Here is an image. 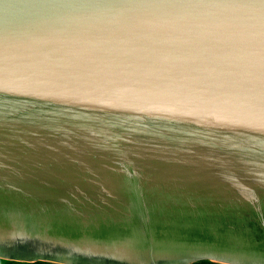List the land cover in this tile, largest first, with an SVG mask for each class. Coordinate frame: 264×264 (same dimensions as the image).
I'll return each mask as SVG.
<instances>
[{
    "label": "water",
    "instance_id": "95a60500",
    "mask_svg": "<svg viewBox=\"0 0 264 264\" xmlns=\"http://www.w3.org/2000/svg\"><path fill=\"white\" fill-rule=\"evenodd\" d=\"M0 257L264 264V0H0Z\"/></svg>",
    "mask_w": 264,
    "mask_h": 264
},
{
    "label": "trees",
    "instance_id": "16d2710c",
    "mask_svg": "<svg viewBox=\"0 0 264 264\" xmlns=\"http://www.w3.org/2000/svg\"><path fill=\"white\" fill-rule=\"evenodd\" d=\"M0 264H63L59 262H54L50 260H37V261H18V260H11L0 257ZM191 264H225L217 261L212 260H200Z\"/></svg>",
    "mask_w": 264,
    "mask_h": 264
}]
</instances>
